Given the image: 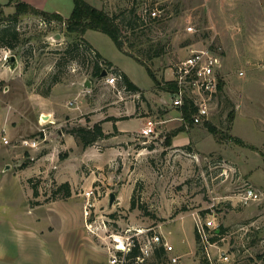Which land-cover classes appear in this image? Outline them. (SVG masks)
<instances>
[{
  "label": "rangeland",
  "instance_id": "obj_1",
  "mask_svg": "<svg viewBox=\"0 0 264 264\" xmlns=\"http://www.w3.org/2000/svg\"><path fill=\"white\" fill-rule=\"evenodd\" d=\"M8 1L0 0L1 15L14 12V2ZM87 1L125 22L124 49L146 61L159 81L170 77L174 64L192 49L220 53L221 90L207 120L216 130L205 123L184 125L146 67L121 52L108 34L88 29L85 37L142 93L128 91L120 79L115 85L105 81L114 69L85 46L84 34L70 33L64 23L39 14L21 15L12 24L18 31L11 49L18 60L15 69L3 57L8 47L0 45V131L10 141L0 140V264H112L113 235L124 238L133 229L148 228L173 249L153 252L139 264H264V0ZM48 5L67 17L73 9L72 0H48ZM153 8L159 16L149 18L145 10ZM135 14L143 20L130 30ZM5 25L8 21L0 22V28ZM96 59L107 75L91 74ZM54 87V99L46 98ZM77 90L86 105L72 118L67 102ZM55 105L61 106L63 119L44 126L43 140L39 109ZM94 112L101 122L114 121L113 112L128 114L122 115L128 122L151 118L156 132L116 136L114 128L84 147L68 130L93 125ZM169 118L170 123L162 122ZM180 126L184 130L174 133ZM31 137L40 138L38 147L21 144ZM65 181L72 186L69 199L64 190L56 191ZM250 187L259 198L245 202L242 196ZM89 189L98 235L78 227L83 192ZM31 202L51 204L34 208ZM212 218L223 230L213 235L208 260L195 229ZM220 252L228 259H220ZM174 255L180 256L178 263L171 261Z\"/></svg>",
  "mask_w": 264,
  "mask_h": 264
},
{
  "label": "built area",
  "instance_id": "obj_2",
  "mask_svg": "<svg viewBox=\"0 0 264 264\" xmlns=\"http://www.w3.org/2000/svg\"><path fill=\"white\" fill-rule=\"evenodd\" d=\"M145 13L149 18H156L159 16V10L156 8L145 10ZM11 54V49L5 51L3 56L4 60L6 61L7 57ZM222 66L223 60L220 53L210 47H202L192 49L186 57L176 62L171 68L170 77H166L164 81L173 83L174 90H166V94L170 105L179 111L186 102L190 104V121L185 122V125L205 123L210 118L212 103L219 91V84L222 82ZM239 74L243 75V71H239ZM118 79H120V76L116 74L105 76V81L111 85H115ZM68 104L71 105L72 101H69ZM42 115L43 114L39 116V123L43 127L41 131L43 135H45L44 126L47 123H52L53 120L49 119V117L43 119ZM156 124L157 122L154 119L147 118L141 128V134L144 136L155 134ZM0 140L4 144L10 143L3 130L0 131ZM40 143L41 140L39 137L24 138L21 141V144L26 148L38 147ZM83 195L85 198L83 206L85 227L89 232L98 235L99 226L96 224V220L91 219L90 216L91 207L93 206L91 202L93 190H85ZM258 198V193L252 187L248 188L242 196V200L245 202ZM197 226L199 243L205 252L204 255L210 260L211 253L209 247L215 245L214 241L212 242L210 238L213 237L219 229L213 218L207 219L203 224L201 223ZM128 231L131 230L129 229ZM133 231L134 232L131 234L125 235L124 238L113 235L115 244L112 247H108L110 263L123 264L125 255L135 246L139 248L140 252L136 257V261L138 262L144 261L155 249L161 247L165 251L173 249V246L162 238V234L154 231L152 228H148V232L141 229H133ZM117 239H119V241ZM120 244H122V248H119ZM219 258L225 261L228 259V256H226L224 252H220ZM179 260L180 256L178 255L171 257L173 263H178Z\"/></svg>",
  "mask_w": 264,
  "mask_h": 264
},
{
  "label": "trees",
  "instance_id": "obj_3",
  "mask_svg": "<svg viewBox=\"0 0 264 264\" xmlns=\"http://www.w3.org/2000/svg\"><path fill=\"white\" fill-rule=\"evenodd\" d=\"M73 1V9L68 17H64L62 14L59 12L55 11H46L40 8H37L28 2L22 1V0H9L8 3L11 4L14 2L15 10L12 13L7 14L4 16L3 14H0V22L3 20L8 21V25L3 26L0 28V45L7 46L8 49H13L14 48V43L12 40H16L18 37V31L12 26L13 23L17 22L20 18L21 15L26 14V13H32V14H39L44 17L45 20L47 21H53L57 20L61 23H64L66 25V30L68 32H75L77 34H84L88 29H95L102 31L106 34H108L114 43L116 44L117 48L124 52L127 55H130L134 57L139 63L144 65L149 73V75L154 79L156 85L160 87L162 90H167V91H172L174 90V84L171 82H166V81H159L156 76L152 73L150 67L146 63V61L142 60L139 56L128 52L124 49V43L121 38V33H122V28H123V22H118V17L116 15H111L107 11L101 8H97L90 4L87 0H72ZM138 17V18H137ZM130 20L128 21V26L130 30H134L135 23L139 22L138 20L141 19L142 23V16H138L135 14L133 18H129ZM140 23V22H139ZM127 25V24H126ZM125 25V26H126ZM140 25V24H139ZM126 26V27H128ZM127 31V30H126ZM8 37V39H7ZM84 39H82L83 41ZM85 41V40H84ZM78 46V43H76ZM75 44V45H76ZM85 46L89 48L94 54L95 57L103 60L106 65H110L114 69V74L120 76L121 83L126 87L127 90L129 91H138L139 87L133 83L130 78L120 69L117 67L113 66L111 61H108L107 59L103 58L101 54L96 51L88 41H86ZM71 49V48H70ZM70 51V50H69ZM160 52H157L154 54L155 56L159 55ZM105 68L101 67L99 65L98 60L96 59V62L93 65V69L91 74L94 76L100 75ZM108 74V72H107ZM106 74V75H107ZM219 90H221V83L219 84ZM45 94H48L45 93ZM181 113V117L185 122L190 121V104L185 103L184 106L181 108L179 111ZM114 120L116 118L112 117ZM229 121H232L234 118V112L233 110L229 113L228 115ZM101 121L95 122L93 125L89 126H74L68 130V133L72 134L75 138L78 139L79 142L82 143L84 147L89 146L94 144L98 139L107 137L109 134L105 133L103 130V127L101 125ZM206 126L211 132H215V127L210 124L208 121L205 122ZM185 125V124H184ZM184 130V126H180L177 128L174 133H177L178 131ZM64 190V197H69L71 195V186L69 182L65 181L62 182L58 188L57 192ZM33 194H37V191L34 190ZM32 203V202H31ZM34 203V202H33ZM132 207H134L132 205ZM219 231L216 234H219L222 232L223 228L222 226H219ZM198 232L195 229V240L198 242ZM211 241H214V238H210ZM165 252V250L161 247L159 249H155L154 253L156 255H161ZM139 248L134 247L130 252H128L125 255V259L128 262V264H139L141 262L136 261V257L139 255Z\"/></svg>",
  "mask_w": 264,
  "mask_h": 264
},
{
  "label": "crops",
  "instance_id": "obj_4",
  "mask_svg": "<svg viewBox=\"0 0 264 264\" xmlns=\"http://www.w3.org/2000/svg\"><path fill=\"white\" fill-rule=\"evenodd\" d=\"M22 1L28 2L29 4H31V5H33V6L37 7V8L46 10V11H50V12L55 11V12H59L60 14H62V12H60V10L58 8L50 7L48 5V0H22ZM10 12L12 13L13 11H10ZM62 15L64 17H67L64 14H62ZM84 37H85V33H84ZM85 39L88 41V43L91 44V46L96 51H98L101 54V56L103 58H105L103 56V54L86 37H85ZM115 67H117L118 69H120L118 66H115ZM120 70L123 71L130 78V76L124 70H122V69H120ZM130 80L139 87V90L138 91H135V92L142 93V91H141L142 88L136 82H134L131 78H130ZM53 91H56V88L55 87H54V89L52 90L51 93H48L49 95L46 94V98L54 99ZM135 92H133V93H135ZM163 92H164V94H166V91L165 90H163ZM145 93H146V91H145ZM44 96H45V94H44ZM58 100H59V102H62V99L60 98V96L58 97ZM69 101H72V104L71 105L68 104ZM68 102H67L66 111L69 113V115H71L72 118H74L75 116L81 115V111H82V109L86 105V101H85V98H84L83 94L80 91L77 90L75 92V94H74L73 99L68 100ZM60 107L61 106H59V105L58 106L55 105V106H53V108L52 107L49 108V107L46 106L45 108L43 107V108H40L39 110H41V112H43L42 114L47 115V117H49V119H52L53 120V122H52L53 124H56V123H59V121H61L63 119V116H62L63 110ZM177 112L179 113V110H177ZM98 115H100L98 112L97 113L94 112L91 115V120L93 122L102 121L103 118L100 117V116H98ZM112 115L115 116V118H116L114 121H103L101 123V125H102L103 130H104L105 133H109V132L112 131V129L116 128V130L118 131V134L116 136H125V135L128 134L129 131H140L141 132V128H142L143 124L146 121L145 120L146 118L144 116L136 117L133 122H128L127 118H123L122 119V117H124L122 115H128V114H122L121 115V114H117V113L113 112ZM8 118H9V114H8ZM80 119H82V118H80ZM5 120H6V118H5ZM171 120L172 119L169 118L167 120H163L162 122L170 123ZM137 121H140V124L139 125H137L138 124ZM61 133H62V131H60L59 134H61ZM45 139H46V134H45V137L43 138V140H45ZM46 157L47 156H43L41 159H46ZM9 166H10L9 164L5 165V168H10ZM24 168L25 169H21L20 172L26 171V169L28 167L27 168L24 167ZM29 195H30V193L28 194V198H29ZM69 198H71V195L68 197V199ZM50 204H51V202L50 203L48 202V203H46L44 205L43 204H40V203H33V202L31 203V205H33L34 208H44L45 205H50ZM63 218L65 219V217H63ZM78 227L81 230V232L83 233V229L85 228L84 218H82V222L80 221ZM78 227H77V229H78ZM85 231H86V233H88L90 235V233L87 231L86 228H85ZM91 239H92V237H91ZM92 246H93V242H92Z\"/></svg>",
  "mask_w": 264,
  "mask_h": 264
},
{
  "label": "water",
  "instance_id": "obj_5",
  "mask_svg": "<svg viewBox=\"0 0 264 264\" xmlns=\"http://www.w3.org/2000/svg\"><path fill=\"white\" fill-rule=\"evenodd\" d=\"M6 65H8L11 69H15L18 65V60L15 54H11L7 57ZM107 74L106 70H103V72L100 74L101 77L105 76ZM86 85H89V81L86 82ZM114 194H111L110 201L112 202L114 199Z\"/></svg>",
  "mask_w": 264,
  "mask_h": 264
},
{
  "label": "bare ground",
  "instance_id": "obj_6",
  "mask_svg": "<svg viewBox=\"0 0 264 264\" xmlns=\"http://www.w3.org/2000/svg\"><path fill=\"white\" fill-rule=\"evenodd\" d=\"M119 241V239H117ZM119 248H122V244H120Z\"/></svg>",
  "mask_w": 264,
  "mask_h": 264
}]
</instances>
